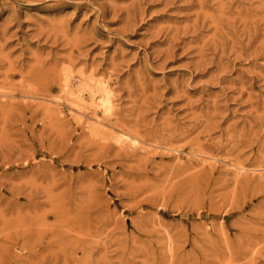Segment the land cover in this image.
I'll use <instances>...</instances> for the list:
<instances>
[{"label": "rangeland", "instance_id": "obj_1", "mask_svg": "<svg viewBox=\"0 0 264 264\" xmlns=\"http://www.w3.org/2000/svg\"><path fill=\"white\" fill-rule=\"evenodd\" d=\"M263 166L264 0H0V264H264Z\"/></svg>", "mask_w": 264, "mask_h": 264}, {"label": "bare ground", "instance_id": "obj_2", "mask_svg": "<svg viewBox=\"0 0 264 264\" xmlns=\"http://www.w3.org/2000/svg\"><path fill=\"white\" fill-rule=\"evenodd\" d=\"M80 80V79H79ZM83 84V83H82ZM98 85V83H96ZM100 88L98 87V93H96L95 91L91 92L90 94H88L89 96V99H90V102L87 103L88 100L85 99V97L83 96V93L82 91H80V94L77 95L75 101H69V103L67 102L68 104V107H69V112H70V115H72L73 117H76V119L80 120V122H86L85 124H88L89 125H93L92 127H94L93 129H96L98 127L104 129V130H108V132L111 134H115V136L117 137L116 139L118 140H121L122 142L125 141L127 143L128 146H132L133 148H137L138 146V143L137 141L135 140V138L131 137V135L125 131H120V130H116L115 128L117 127H113L112 125H110L108 122H106L104 119L100 118L96 113H90L89 110H91V108H93V110H96V109H99L102 113H111V109L113 107V98H112V92H111V89L109 87V84L106 80H102L100 83ZM88 86V85H87ZM95 87V86H94ZM6 94V93H5ZM59 102V100H58ZM57 102V103H58ZM66 104V103H65ZM60 107V106H59ZM60 110H62L60 108ZM62 113V112H61ZM112 114V113H111ZM110 114V115H111ZM106 116V115H105ZM102 117V116H101ZM87 120H90L91 123H87ZM89 121V122H90ZM86 126V125H84ZM91 128V127H90ZM89 128V129H90ZM92 129V128H91ZM122 130H124L122 128ZM100 131H102L100 129ZM106 132V131H105ZM118 140V142H119ZM120 141V142H121ZM124 142V143H125ZM143 143V142H142ZM123 144V143H122ZM121 144V145H122ZM120 145V146H121ZM143 145V144H142ZM141 145V146H142ZM150 146V145H149ZM144 147V146H143ZM159 147V146H157ZM142 149V148H141ZM175 149V148H174ZM176 149H178L176 147ZM144 150H147V148L145 147ZM180 150V149H179ZM180 152V151H179ZM190 154V153H189ZM215 158V156H214ZM208 159V158H207ZM211 159V158H209ZM217 159V158H216ZM213 161V160H211ZM232 163V162H231ZM236 164V163H235ZM235 164H233L235 166ZM232 165V166H233ZM237 165V164H236ZM227 166V165H226ZM236 167V166H235ZM239 167V166H238ZM249 167V166H248ZM232 168V167H231ZM244 168H247V167H244ZM252 168V167H250ZM261 168H264L261 167ZM234 169V167H233ZM232 169V170H233ZM241 169V168H240ZM254 169V168H253ZM231 170V169H230ZM251 170V169H250ZM257 170V168H256ZM241 172V170H240ZM251 172V171H250ZM257 172V171H256ZM235 174V172H233ZM262 173V172H260ZM263 174V173H262ZM237 175H239L237 173ZM256 175H259V174H256ZM264 176V175H263ZM237 177V176H236ZM235 177V179H236Z\"/></svg>", "mask_w": 264, "mask_h": 264}]
</instances>
